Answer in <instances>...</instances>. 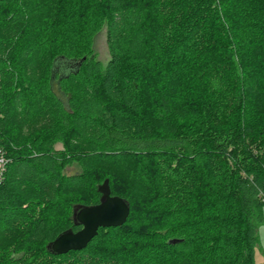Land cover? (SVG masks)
Masks as SVG:
<instances>
[{
  "label": "trees",
  "instance_id": "trees-1",
  "mask_svg": "<svg viewBox=\"0 0 264 264\" xmlns=\"http://www.w3.org/2000/svg\"><path fill=\"white\" fill-rule=\"evenodd\" d=\"M0 151V264H256L264 0H0ZM105 180L127 221L55 253Z\"/></svg>",
  "mask_w": 264,
  "mask_h": 264
},
{
  "label": "water",
  "instance_id": "water-1",
  "mask_svg": "<svg viewBox=\"0 0 264 264\" xmlns=\"http://www.w3.org/2000/svg\"><path fill=\"white\" fill-rule=\"evenodd\" d=\"M101 197L92 205H76L74 221L82 226L78 231L72 228L65 230L49 247L57 254L83 250L97 236L100 228L122 226L130 215V203L118 195H113L109 180L98 188Z\"/></svg>",
  "mask_w": 264,
  "mask_h": 264
},
{
  "label": "rangeland",
  "instance_id": "rangeland-1",
  "mask_svg": "<svg viewBox=\"0 0 264 264\" xmlns=\"http://www.w3.org/2000/svg\"><path fill=\"white\" fill-rule=\"evenodd\" d=\"M94 47L98 54V58L103 62H106L110 57L107 46L106 29L96 36ZM57 148H62V145L58 144ZM79 171L80 167L78 165H73L66 170L68 174L78 173ZM258 233L259 243L256 247V264H264V221L259 226Z\"/></svg>",
  "mask_w": 264,
  "mask_h": 264
},
{
  "label": "built area",
  "instance_id": "built-area-1",
  "mask_svg": "<svg viewBox=\"0 0 264 264\" xmlns=\"http://www.w3.org/2000/svg\"><path fill=\"white\" fill-rule=\"evenodd\" d=\"M4 165H5V160L3 158L2 152L0 151V177L4 169Z\"/></svg>",
  "mask_w": 264,
  "mask_h": 264
}]
</instances>
